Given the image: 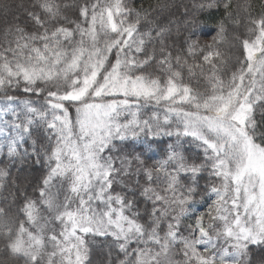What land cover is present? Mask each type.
Segmentation results:
<instances>
[{"label": "snow or ice", "instance_id": "1", "mask_svg": "<svg viewBox=\"0 0 264 264\" xmlns=\"http://www.w3.org/2000/svg\"><path fill=\"white\" fill-rule=\"evenodd\" d=\"M96 252L264 264V0H0V264Z\"/></svg>", "mask_w": 264, "mask_h": 264}, {"label": "trees", "instance_id": "2", "mask_svg": "<svg viewBox=\"0 0 264 264\" xmlns=\"http://www.w3.org/2000/svg\"><path fill=\"white\" fill-rule=\"evenodd\" d=\"M16 2H19V0H16ZM145 2L150 3V2H155V0H145ZM202 19L205 20L204 27H205V30L208 31V35L203 36L201 38V42H207V41L211 40V36L214 34L213 31H211L212 29H214V21L211 19H207L206 17L202 18ZM240 31L243 32V29H240ZM231 38H232V33L230 31L229 32V42L222 45V48L226 53L230 50ZM159 139L163 141L164 145L171 142L170 138H168V137H161ZM171 139H174V138H171ZM93 261H94V264H97V262H99V264H102V257H101L99 252H96L94 254Z\"/></svg>", "mask_w": 264, "mask_h": 264}]
</instances>
